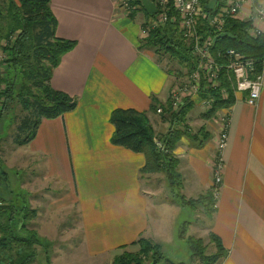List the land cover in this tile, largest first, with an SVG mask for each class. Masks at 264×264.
Instances as JSON below:
<instances>
[{"label":"crops","instance_id":"1","mask_svg":"<svg viewBox=\"0 0 264 264\" xmlns=\"http://www.w3.org/2000/svg\"><path fill=\"white\" fill-rule=\"evenodd\" d=\"M50 9L57 21L55 35L76 42L54 68L50 84L75 97L77 104L61 116L42 119L28 144L14 146L36 158L39 168L34 169L61 188L44 209L51 220L37 229L60 243L56 238L68 233L57 230L63 227L60 215L74 208L82 235L77 241L79 258L103 254L108 258L117 254L119 246L142 237L159 243L161 230L150 228L141 189L139 168L144 157L110 142L112 109L134 108L149 117L155 113L151 105L162 104L171 86L173 76L156 53L142 45L140 26L145 15L137 9L131 17L116 0H50ZM254 27L264 34L263 22ZM229 110L227 141L220 153L221 184L209 216L208 238L210 233L218 237L225 250L215 264H264V64L256 103L248 104L245 92H235ZM212 120L199 118L209 133L200 146L182 138L174 150L182 190L187 193L201 194L212 186L220 126L218 119ZM36 209L31 222H43ZM209 240L212 254L216 246Z\"/></svg>","mask_w":264,"mask_h":264},{"label":"trees","instance_id":"2","mask_svg":"<svg viewBox=\"0 0 264 264\" xmlns=\"http://www.w3.org/2000/svg\"><path fill=\"white\" fill-rule=\"evenodd\" d=\"M152 1V0H151ZM210 0H201L207 15L213 10L205 8ZM221 5L223 0H216ZM136 9L130 11L132 17L137 9L145 15L144 27L150 19L159 14H148L141 7L140 0H133ZM167 19L164 23L149 30L148 35L142 38L143 47L152 50L157 55L169 57L179 63L185 71L190 72L195 67V58L190 47L178 28V14L174 11L169 0ZM57 21L50 9V0H5L0 4V63H6L8 77L3 80L4 89L0 91L2 112L9 102L16 100L27 112L16 125L12 143L16 146L28 144L36 134L40 121L44 118H56L72 110L77 99L54 89L50 79L54 68L59 64L61 57L74 48L76 42L58 38L55 35ZM249 21L229 19L219 32L230 33L234 38H219L213 40L210 52L215 60L223 64L218 75L217 86H210L201 75L199 80V99L210 100L209 106L200 117L210 120L219 110H229L235 100L232 73L225 68L226 60L223 51L231 48L237 51L243 59L253 63L250 78L261 74L264 64V34L251 33ZM198 33L214 39L219 33L214 32L204 21L199 20ZM4 55V57H3ZM170 72V71H168ZM176 79L180 78L182 75ZM226 93L223 97L222 93ZM157 104V105H156ZM197 102L184 98L182 104L170 110L169 101L165 104L151 105V111L160 109V117L168 121L169 126L164 133L156 134L150 125L147 113L134 108H114L109 114V122L113 126L110 142L113 145L141 153L144 162L139 168L141 176L153 173H163L168 189L177 195L180 205L195 208L201 205L208 216L211 215L212 202L210 189L195 198H186L179 195L182 178L177 170L179 160L173 155L177 142L187 137L197 146L209 137V133L201 126L192 133L187 125V114ZM159 140L163 149L155 145ZM10 171L0 156V264H30L37 256V247L43 248L47 259V249L44 246L49 242L30 228V222L36 217L37 211L27 201V192L16 190L10 186ZM178 237L184 239L191 258L200 264H215L225 255V250L218 237L209 234V239L215 243L216 250L206 254L205 245L200 238L185 236L180 230ZM139 246L137 252H123L114 256L111 264H159L168 261L162 252V245L147 238L134 241ZM125 246V245H124ZM48 260V259H47ZM46 260V261H47ZM172 264V263H169Z\"/></svg>","mask_w":264,"mask_h":264},{"label":"rangeland","instance_id":"3","mask_svg":"<svg viewBox=\"0 0 264 264\" xmlns=\"http://www.w3.org/2000/svg\"><path fill=\"white\" fill-rule=\"evenodd\" d=\"M130 1L133 3V0ZM155 5L157 7V12L159 13L160 10L166 11L168 9L163 8L160 4L158 5L155 3ZM125 13L130 14V11ZM144 23L141 24L140 28L144 26ZM141 37L143 38L142 35ZM154 55L173 76L170 87H172L174 84L176 77L179 76L178 74L184 76L185 72H187L185 71V68H183V66L177 63L175 60L165 56L162 57V55ZM1 60L2 57L0 55V62ZM7 68L9 67H7L6 63H0V78H3V80L8 77V74L6 73ZM3 80L0 82V91L5 87ZM168 97L169 93L166 97V100L162 102V104H165L169 101ZM2 98L3 97H0V107L3 103ZM197 101H199V99H196V102ZM207 107V104H201L200 102L199 105L193 106L187 114L186 118L190 123V125H187L190 127V131L192 133L197 132L201 126L205 127V125H207L206 123L201 124L202 121H199L201 113L204 112ZM169 108L170 110H173L170 105ZM159 113L160 112H157L156 110L154 114H150L148 117V119L150 118L152 120L151 122L149 119V122L157 135L166 131V128L169 126L168 121L159 118ZM26 115L27 112L23 111L22 106L16 100L9 102L4 108L1 116L2 118L0 119V156L10 171V186L13 188V190L16 188V190L21 189L22 191L27 192L26 198L28 204L32 208H39L41 211L40 217L43 222L36 220V222H30L29 226L30 228L37 230V234L49 242V245L44 246L47 249L48 260L46 259L43 248L38 246L37 256L30 264H111L114 256L116 255H120L123 252H137L139 246L135 244L134 241H132L131 243L119 246V251H115L117 254L113 255L114 252H112L113 256L108 258L107 254H103L94 258H79L81 255V249H77V241L80 243L82 235L80 228L77 226L78 216L74 208L69 209L67 213L62 212L60 215L61 217L59 218V221H62L63 227L58 228L57 230L61 231L62 228L64 230H68V233L63 236L64 238H56L60 243H55L48 237H45L39 233L38 229L41 228V226H43V224L48 220H51V215L44 211L53 202V198L56 197V193L60 192L61 188L58 189L53 185V183L46 182L43 179L44 177H42L43 172L39 169H34L35 167L39 168V166L35 164V162H38V160L33 158L31 155L20 152L18 148L16 149V147H14L16 145L12 143L16 125ZM217 117L218 115H216L214 118L217 119ZM155 118L156 120L159 119V122L154 121L153 119ZM211 121L213 122L212 118L210 119V122ZM165 122H167L168 126H166ZM185 138L183 137L184 140ZM188 141L189 143L192 142L191 139ZM172 152L173 155L178 159V155H175L174 151ZM139 177L141 178V189L144 192L148 203L147 214L151 224L150 228L152 230H158L160 228L162 236L159 238V244L162 245V252L168 260H163L159 264H200L198 260L191 258V252L185 240L179 238L178 234L180 230H184L186 237L191 236L194 238L203 239L205 252L206 254L210 253L209 242L207 241V239H209V216L207 213H205L203 207L201 205H196L195 208L192 209L188 206H181L177 195H175L173 192H170L168 189L163 173H153L146 175L145 177L140 175ZM178 192L179 195L181 194L186 198H195L199 195L197 192L187 193L183 191L182 184ZM210 192L212 195L211 201H213L211 207L214 209V203L216 199L214 198L212 188H210ZM151 241L155 242L153 240ZM65 249H67V251L63 252ZM57 257L58 261L55 260Z\"/></svg>","mask_w":264,"mask_h":264},{"label":"built area","instance_id":"4","mask_svg":"<svg viewBox=\"0 0 264 264\" xmlns=\"http://www.w3.org/2000/svg\"><path fill=\"white\" fill-rule=\"evenodd\" d=\"M119 7L125 12L136 9L137 5L131 3L130 0H116ZM156 4H160L163 8H168L169 0H152ZM174 11L178 14V28L183 37L186 39L191 53L195 58V67L190 72H185L184 76L174 80V84L169 90V103L172 109H177L183 102L184 98L196 101L199 91V80L201 75L209 83L210 86H217L218 75L222 69V65L218 63L210 52V47L214 39L205 37L198 33L199 20L204 21L208 27L214 32L219 33L227 20L238 19L241 21H249L252 26L251 33H259L254 25L256 22L264 23V0H223L221 5L215 3L213 12L209 15L204 11L201 0H170ZM167 10L161 11L156 18L150 19L146 26L140 28L141 35L146 37L150 29L164 23L167 19ZM221 59L226 60L225 68L228 69L233 76V87L235 92H245L246 102L255 104L259 98L261 89V74L250 78V71L253 63L249 59H243L235 50L229 48L223 51V55H217ZM226 97V93H222ZM211 100V99H210ZM210 100L199 99L197 104L201 102L209 106ZM220 111V110H219ZM160 112V109H157ZM230 110H222L217 112V119L220 124L216 131L215 155L212 162V190L214 198L217 197L219 185L221 184V173L223 169L221 150L225 147L227 141V121ZM155 145L163 149V145L159 140H155ZM215 206V203H214Z\"/></svg>","mask_w":264,"mask_h":264},{"label":"water","instance_id":"5","mask_svg":"<svg viewBox=\"0 0 264 264\" xmlns=\"http://www.w3.org/2000/svg\"><path fill=\"white\" fill-rule=\"evenodd\" d=\"M140 3H141V7L144 9V11L148 14H156L157 13V7L155 5V3L151 0H140ZM216 3V0H210L205 8L208 9V10H212L214 5ZM229 38V39H233L234 37L230 34V33H226V32H222V33H219L218 35H216L214 37V40H217L219 38Z\"/></svg>","mask_w":264,"mask_h":264}]
</instances>
